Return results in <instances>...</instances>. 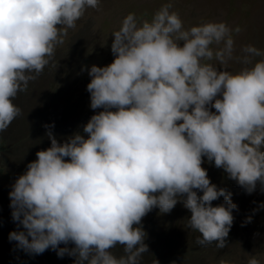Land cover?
I'll list each match as a JSON object with an SVG mask.
<instances>
[{"label": "clouds", "instance_id": "clouds-1", "mask_svg": "<svg viewBox=\"0 0 264 264\" xmlns=\"http://www.w3.org/2000/svg\"><path fill=\"white\" fill-rule=\"evenodd\" d=\"M98 3L0 0V132L21 115L18 92ZM171 7L151 21L133 13L122 20L112 33L113 62L89 70L90 107L103 110L84 126L86 137L61 144L49 131L51 146L15 181L11 215L24 230L10 232L9 241L18 249L38 255L51 248L75 264H139L148 252L142 218L154 208L169 213L178 201L191 213L187 227L200 234L196 244L222 249L237 206L210 182L202 158L248 193L264 186V51L245 45L235 55L239 27L185 29ZM233 60L243 65L235 73L226 70ZM220 197L224 203L213 206ZM117 245L120 257L111 251Z\"/></svg>", "mask_w": 264, "mask_h": 264}, {"label": "rangeland", "instance_id": "rangeland-1", "mask_svg": "<svg viewBox=\"0 0 264 264\" xmlns=\"http://www.w3.org/2000/svg\"><path fill=\"white\" fill-rule=\"evenodd\" d=\"M168 3L172 5L169 11L179 15L185 29L208 22H223L233 30L239 27V33L233 31L235 55L245 45L264 51V0H99L97 8L86 9L76 27L68 30L64 43L56 46L50 64L13 99L21 115L0 132V264H75V257H58L51 248L42 254H28L16 247L17 242L9 241L10 232L24 230L12 219L9 193L27 165L37 159L36 153L51 146L49 131L61 144L77 133L86 137L84 126L103 110L90 107L89 70L93 65L104 67L113 62L112 33L122 20L133 13L138 21H151ZM242 67L233 60L226 70L235 73ZM202 160L210 182L231 193V202L237 206L226 246L197 245L200 234L187 227L191 213L178 201L169 213L154 208L142 218L139 227L146 234L148 252L142 254L139 264H248L252 257L264 264V207H260L264 204V186L257 182L256 189L248 193L223 169L216 168L214 161L207 157ZM223 203L224 197L212 202L213 206ZM111 251L117 257L124 255L119 245Z\"/></svg>", "mask_w": 264, "mask_h": 264}]
</instances>
